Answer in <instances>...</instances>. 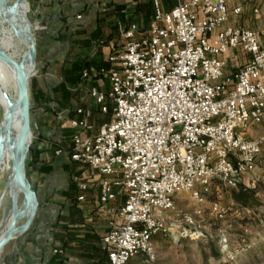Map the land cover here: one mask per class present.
<instances>
[{
  "label": "built area",
  "instance_id": "built-area-1",
  "mask_svg": "<svg viewBox=\"0 0 264 264\" xmlns=\"http://www.w3.org/2000/svg\"><path fill=\"white\" fill-rule=\"evenodd\" d=\"M169 1L151 0L147 29L128 26L122 48L110 56V89L93 87L94 107L78 108L70 118L72 161L118 176L103 181L101 203L116 198L115 185L126 192L119 221L103 238L108 264H128L138 255L154 261V237L178 213L179 195L187 192L203 204L217 185L238 188L255 175L264 151V134L247 137L250 128L264 125V28L228 26L231 12L242 8L229 10L227 0H171L170 8ZM231 49L248 59L228 73L222 56ZM93 109L112 117L95 134H82L93 128ZM209 204L223 216L220 202ZM170 233L175 241L204 236ZM218 243L232 257L225 232Z\"/></svg>",
  "mask_w": 264,
  "mask_h": 264
},
{
  "label": "crops",
  "instance_id": "crops-1",
  "mask_svg": "<svg viewBox=\"0 0 264 264\" xmlns=\"http://www.w3.org/2000/svg\"><path fill=\"white\" fill-rule=\"evenodd\" d=\"M261 1L264 0H227L229 10L242 8L238 15L231 12L232 25L228 26L264 28L256 20L264 17ZM172 4L170 0L169 8ZM30 9L37 24V56L29 83L33 137L28 174L38 206L29 228L14 235L1 250L0 264H108L103 238L119 221L126 192L115 185L116 198L105 205L101 203L103 181H114L118 176L101 175L72 161L68 147L75 130L70 118L77 116L78 108L94 107L93 87L103 92L110 89V56L122 48L123 32L131 23L136 22L141 29L150 26L154 17L152 3L31 0ZM222 59L229 73L243 66L248 55L231 49ZM85 72L98 74L84 77ZM109 118L110 113L93 109V128L80 133L95 134ZM255 127L249 129L247 137L264 134L255 132Z\"/></svg>",
  "mask_w": 264,
  "mask_h": 264
},
{
  "label": "rangeland",
  "instance_id": "rangeland-1",
  "mask_svg": "<svg viewBox=\"0 0 264 264\" xmlns=\"http://www.w3.org/2000/svg\"><path fill=\"white\" fill-rule=\"evenodd\" d=\"M264 3V1H261ZM31 0L24 8L32 23L36 39V22L34 21ZM29 9V10H28ZM21 11V18L23 16ZM250 19V16L248 17ZM229 19L227 25H232ZM260 27L264 26V17L257 19ZM19 21V20H18ZM17 21V22H18ZM21 20L19 21V23ZM0 109V119L2 118ZM110 120V118L108 119ZM255 127V126H254ZM19 129L15 142L19 140L21 133ZM255 132H264V125L253 128ZM31 148V146H30ZM29 153L27 158V177ZM255 175L244 178L242 185L247 187L257 186L259 193L256 195V203L251 207L241 206L231 196L234 188L217 185L211 192L205 195L206 203H196L187 192L181 193L177 199L178 213L165 220V232L154 237L156 258L149 261L146 256H135L128 264H264V151L258 157ZM256 178H259L257 180ZM5 180H0V225L4 227L12 214V206L15 203H23L24 193L10 198L9 193H3ZM23 192V191H22ZM9 195V196H8ZM218 201L224 208L223 216L212 212L210 202ZM25 219H21L19 224ZM174 230H198L204 236L200 238L182 237L175 241L172 234ZM221 232H225L232 248V257L224 255L220 251L218 243ZM209 244L214 245L216 253L211 251Z\"/></svg>",
  "mask_w": 264,
  "mask_h": 264
},
{
  "label": "water",
  "instance_id": "water-1",
  "mask_svg": "<svg viewBox=\"0 0 264 264\" xmlns=\"http://www.w3.org/2000/svg\"><path fill=\"white\" fill-rule=\"evenodd\" d=\"M28 2L29 0H0V34L3 23L10 22L14 34L28 44L26 56L23 60L17 61L5 51L0 37V59L12 63L16 68L19 85L18 103H22L23 106V126L19 140L15 146L14 167L15 179L24 193L22 210L15 211L10 222L6 226L4 235L0 240V252L14 235L22 233L29 228L38 206L36 192L27 177L26 163L33 137L29 83L36 66L37 56L36 39L32 23L27 16V12L23 10L27 7ZM21 11H24L22 18ZM16 20H21V25L16 24ZM15 107L16 104L11 103V109L6 116L5 124L0 128V168L3 161L5 145L9 137L10 124ZM14 206L15 205L13 204L12 211L15 208ZM24 217L25 221L19 224V221Z\"/></svg>",
  "mask_w": 264,
  "mask_h": 264
},
{
  "label": "bare ground",
  "instance_id": "bare-ground-1",
  "mask_svg": "<svg viewBox=\"0 0 264 264\" xmlns=\"http://www.w3.org/2000/svg\"><path fill=\"white\" fill-rule=\"evenodd\" d=\"M15 23L21 25L22 21L19 23V21L17 22L16 20ZM0 37L5 51H7L17 61L23 60L28 50V44L14 34L10 22L3 23ZM18 101L19 85L16 68L12 63L0 59V109L3 113L2 118L0 119V128H2L5 124L6 116L11 109V103L16 104L10 124L9 137L5 145L3 161L0 168V180H5L3 192L5 194L9 193L10 198L11 196L16 198L19 193H23L21 187L15 179L14 167L16 146L15 137L19 129L23 126V106L22 103L19 104ZM22 204L23 203H15V208L13 209L12 215L15 211L22 210ZM10 219L0 230V240L4 235L6 226L10 222ZM22 219H25V217Z\"/></svg>",
  "mask_w": 264,
  "mask_h": 264
},
{
  "label": "trees",
  "instance_id": "trees-1",
  "mask_svg": "<svg viewBox=\"0 0 264 264\" xmlns=\"http://www.w3.org/2000/svg\"><path fill=\"white\" fill-rule=\"evenodd\" d=\"M111 117H112V111L110 113V119ZM71 148H72V144L70 143V146L68 147L69 155L71 152ZM258 193H259V189L257 186L247 187V186L240 184L238 188H234L232 190L231 196L241 206L253 208V206L256 203V200H257L256 195ZM209 247L211 248V251L217 255L214 245L209 244Z\"/></svg>",
  "mask_w": 264,
  "mask_h": 264
}]
</instances>
